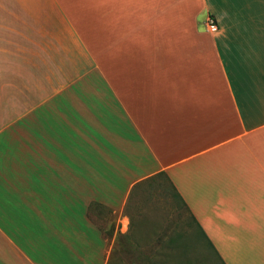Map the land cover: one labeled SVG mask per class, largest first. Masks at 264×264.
I'll use <instances>...</instances> for the list:
<instances>
[{
	"label": "crops",
	"instance_id": "crops-1",
	"mask_svg": "<svg viewBox=\"0 0 264 264\" xmlns=\"http://www.w3.org/2000/svg\"><path fill=\"white\" fill-rule=\"evenodd\" d=\"M258 6L0 0V264H112L163 177L224 264H264Z\"/></svg>",
	"mask_w": 264,
	"mask_h": 264
},
{
	"label": "rangeland",
	"instance_id": "rangeland-1",
	"mask_svg": "<svg viewBox=\"0 0 264 264\" xmlns=\"http://www.w3.org/2000/svg\"><path fill=\"white\" fill-rule=\"evenodd\" d=\"M264 14V6L248 7L243 14ZM141 196L134 205L150 211V230H135V240L148 244L127 247L126 255L112 264H223L193 222L165 177L152 186L138 187Z\"/></svg>",
	"mask_w": 264,
	"mask_h": 264
},
{
	"label": "trees",
	"instance_id": "trees-1",
	"mask_svg": "<svg viewBox=\"0 0 264 264\" xmlns=\"http://www.w3.org/2000/svg\"><path fill=\"white\" fill-rule=\"evenodd\" d=\"M176 195L179 197V199H180V201L182 202V204L184 205V203H183V201H182V199H181V197L176 193ZM185 206V205H184ZM196 222V221H195ZM197 224V223H196ZM198 226V225H197ZM198 229L201 231V233H202V235L205 237V239L207 240V242H208V245L215 251V249H214V247H213V245H212V243L207 239V237H206V235H205V233H204V231L201 229V227L200 226H198ZM216 252V251H215ZM220 259V258H219ZM221 260V259H220ZM223 263V262H222ZM224 264V263H223Z\"/></svg>",
	"mask_w": 264,
	"mask_h": 264
},
{
	"label": "built area",
	"instance_id": "built-area-1",
	"mask_svg": "<svg viewBox=\"0 0 264 264\" xmlns=\"http://www.w3.org/2000/svg\"><path fill=\"white\" fill-rule=\"evenodd\" d=\"M208 22H209V28H210L212 31H215V30L218 29V25H217V23H216V21H215L214 18H210Z\"/></svg>",
	"mask_w": 264,
	"mask_h": 264
},
{
	"label": "bare ground",
	"instance_id": "bare-ground-1",
	"mask_svg": "<svg viewBox=\"0 0 264 264\" xmlns=\"http://www.w3.org/2000/svg\"><path fill=\"white\" fill-rule=\"evenodd\" d=\"M235 1V0H234ZM223 16V15H222Z\"/></svg>",
	"mask_w": 264,
	"mask_h": 264
}]
</instances>
